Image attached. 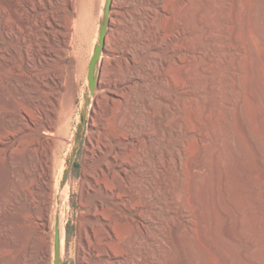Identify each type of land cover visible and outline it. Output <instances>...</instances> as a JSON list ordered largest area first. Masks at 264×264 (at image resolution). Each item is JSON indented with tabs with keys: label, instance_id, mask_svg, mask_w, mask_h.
<instances>
[{
	"label": "bare ground",
	"instance_id": "6f19581e",
	"mask_svg": "<svg viewBox=\"0 0 264 264\" xmlns=\"http://www.w3.org/2000/svg\"><path fill=\"white\" fill-rule=\"evenodd\" d=\"M193 1L106 0V32L96 43L101 53L91 81L88 68L82 92L92 103L83 170L78 179H66L76 149L78 83L86 70L74 57L78 0H65L64 20L58 15L61 0H0V264H64L73 191L83 210L68 248L71 262L176 264L170 251L186 244L181 264H207L208 186L203 181L214 51L209 46L221 40L218 47H227L225 27L236 22L229 41L238 46L243 32L255 63L253 37L264 34V0H249L247 9L244 0H199L197 7ZM54 3L57 13L41 20L36 35L39 18L32 12ZM124 35L129 42L122 44ZM245 101L235 110L256 164L264 167L258 140L244 118ZM220 154L213 155L212 186L218 218L228 216L224 201H240ZM235 165L246 166L235 160L230 167ZM258 179L264 180V173ZM237 209V231L249 247L245 259L264 264L247 218Z\"/></svg>",
	"mask_w": 264,
	"mask_h": 264
},
{
	"label": "rangeland",
	"instance_id": "374dc122",
	"mask_svg": "<svg viewBox=\"0 0 264 264\" xmlns=\"http://www.w3.org/2000/svg\"><path fill=\"white\" fill-rule=\"evenodd\" d=\"M194 1V4H196L195 6L197 7V5H199V0ZM105 2L106 0H78V21L76 23V29L74 32V35L76 37L73 36V40L75 37L74 44L76 43L74 45V57L78 59L81 64L83 63L82 65H86V70L82 73L78 83V90L80 94L76 101V108L73 112L75 119V136L73 142L75 143L76 149L75 156L70 159L71 166L70 170L66 171V179L68 177H70L71 179H78L81 176L83 170L85 145L87 143L88 132L90 129L89 115L91 114L92 103L90 98L84 100L82 92L86 91L85 88L86 82H88L89 63L91 57L94 54L98 36L107 12ZM61 3V7H59L62 10L58 12V15L60 20H64L66 18L65 15L67 14L66 10L64 9L65 0H61ZM249 3V0L243 1L244 9L248 8ZM262 3V10L264 13V1ZM57 7V3H54L52 5L48 4L44 11H39L38 13L32 12L34 18L36 17L35 20L39 18L37 19V25L35 28L36 35L41 32V20L44 17H49L53 13V11L56 12ZM137 7L140 8L141 5L137 4ZM40 12L42 15L40 14ZM227 24V27H225L226 33H224V35L226 34V37L228 38L227 39L225 37V42L227 41V47H218L221 40H218L216 46H209L210 50L214 51L213 53L211 52L212 58L209 65L210 73L208 79L209 85L211 83L212 84L210 85V88L206 93L209 106L210 104L211 106L209 112L210 122L207 127V132H210L208 134V164L205 175L207 177L204 176L203 181L205 182V184H207L209 191H207V197H204V200L205 198H207L204 201L206 206L204 207L206 209V218L208 220V227L205 236L208 240L204 239L205 237L202 236L203 234L201 233V231L197 232V234L202 238L204 237V241L207 240V242H204V252L205 256H207L206 259L208 260H206L207 264H250V262L245 259V254L246 252H248L249 247L246 241L243 238L239 237V233L236 227V220L238 218V215L235 213L237 208L240 209V211L243 210L241 211V215L248 219H246V221L248 222L251 235L257 241L256 245L261 250L260 256L262 257L261 259H263L264 262V180L260 181V179H258L259 175L264 173V167H259L255 162V158H257L256 152L252 144L250 143L248 134L244 132L243 127L239 121L238 114L235 110V104L237 105V103L240 101L248 100L245 102L247 103V108H249V110L246 109V113L243 112L244 115H246L243 116L244 118L246 117L245 121L247 120V125H250V134L258 140L262 151V158L264 159V34L255 32V37L252 36L255 40L254 63L250 53L251 46L246 41L245 34H243V32L239 33L238 46L234 47L231 43V40L229 41V34H232L231 29L234 28L237 23L230 21ZM197 34V32H194L192 36V42L195 47L198 45ZM45 36L47 38L50 37L48 33H46ZM124 37H121L122 40H120L122 44L129 42L127 36L124 35ZM79 38H81V40ZM236 56L239 58L237 61L235 60ZM233 59L235 61H233ZM65 64L69 65L68 60L65 62ZM217 64L219 67L217 66ZM254 64L255 71L253 69ZM47 67L48 66L46 65L45 68ZM251 79L253 82L251 81ZM198 85L201 86L202 81L198 82ZM234 87L238 89L237 92L235 91ZM87 93L91 94L90 91H87ZM197 108H200V106H198ZM197 108V111L200 110ZM198 115L200 114H197L198 119H196L197 117L195 118L197 128H199L198 125H200V116ZM193 147H195V145H193ZM216 151L221 153V159L223 158L222 161L228 167V170L231 171V175L233 178L232 191L234 192V194L237 193L235 194V197L240 196L241 201H239V197L238 200H235L236 198H233V200H235L239 205H236V203L231 204L229 201H224L223 204L226 208V211H228V216H221L219 218L217 217L219 215L218 208L214 200V193L212 191V186L213 188L216 186V180L214 176H216L217 172L215 173L216 168H214L213 161V155L216 153ZM235 160L242 162V164L246 166L242 167L243 165H235L234 167H230L232 161L234 162ZM248 164L251 167L252 165L254 167V165L256 164L257 167L255 165V170H252L253 167L251 168ZM253 176L255 177V180L253 179ZM246 196L248 197L247 199ZM70 199L71 209L69 213L71 212V215L69 214L68 218L66 219L67 249L64 264H77L76 260H73L71 262V259L69 257V249L76 236L75 234H77L78 221L83 208L80 204L79 193L77 191L72 192ZM245 200L249 201L246 202ZM193 205V200L191 199L190 207L194 212L195 206ZM132 214L136 215V211H133ZM193 217L192 218L195 220L194 222L197 226L196 228H198L200 222L199 216L195 213ZM216 222H218V224ZM258 226H260V230H258ZM185 245L186 244H183L181 248H177L176 246H174L177 251L174 248L170 251V255L172 259H175L174 262L176 264H181L182 258L184 256V252L182 250ZM173 251L176 252L174 253Z\"/></svg>",
	"mask_w": 264,
	"mask_h": 264
},
{
	"label": "water",
	"instance_id": "95a60500",
	"mask_svg": "<svg viewBox=\"0 0 264 264\" xmlns=\"http://www.w3.org/2000/svg\"><path fill=\"white\" fill-rule=\"evenodd\" d=\"M105 32H106V26L103 23L102 27H101V30H100V38L101 39L103 38ZM100 53H101V45L100 44H96L95 50H94V55L92 57V60H91V63H90V67H89V79H90V81L93 78V75H94V72H95L96 63H97V61L99 59Z\"/></svg>",
	"mask_w": 264,
	"mask_h": 264
}]
</instances>
